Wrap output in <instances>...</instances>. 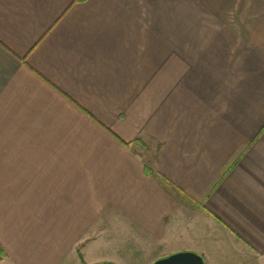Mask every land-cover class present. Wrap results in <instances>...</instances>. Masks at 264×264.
Returning <instances> with one entry per match:
<instances>
[{
	"label": "crops",
	"instance_id": "0c3cea01",
	"mask_svg": "<svg viewBox=\"0 0 264 264\" xmlns=\"http://www.w3.org/2000/svg\"><path fill=\"white\" fill-rule=\"evenodd\" d=\"M105 231L264 264V0H0V264Z\"/></svg>",
	"mask_w": 264,
	"mask_h": 264
},
{
	"label": "rangeland",
	"instance_id": "374dc122",
	"mask_svg": "<svg viewBox=\"0 0 264 264\" xmlns=\"http://www.w3.org/2000/svg\"><path fill=\"white\" fill-rule=\"evenodd\" d=\"M129 233L130 235L133 234L132 232ZM104 239L105 244L99 248V254L102 253V256L110 261H99L93 264H101L103 262H113L115 264H152L159 259L158 257L162 252V249L154 246L148 247L143 245L142 241L130 239L128 232L105 231ZM84 248L85 243L77 247V252L80 254L79 259L77 258L71 264H87L84 261L82 253Z\"/></svg>",
	"mask_w": 264,
	"mask_h": 264
},
{
	"label": "water",
	"instance_id": "95a60500",
	"mask_svg": "<svg viewBox=\"0 0 264 264\" xmlns=\"http://www.w3.org/2000/svg\"><path fill=\"white\" fill-rule=\"evenodd\" d=\"M101 264H115L103 262ZM152 264H206L202 255L194 251H181L157 259Z\"/></svg>",
	"mask_w": 264,
	"mask_h": 264
}]
</instances>
